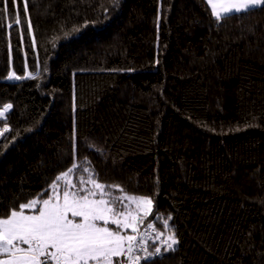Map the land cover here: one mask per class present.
<instances>
[{
    "label": "trees",
    "instance_id": "obj_1",
    "mask_svg": "<svg viewBox=\"0 0 264 264\" xmlns=\"http://www.w3.org/2000/svg\"><path fill=\"white\" fill-rule=\"evenodd\" d=\"M3 7L0 217L75 162L77 185L87 167L151 197L144 223L171 216L179 243L149 239L161 252L141 264H264V5L220 20L207 0Z\"/></svg>",
    "mask_w": 264,
    "mask_h": 264
},
{
    "label": "snow or ice",
    "instance_id": "obj_2",
    "mask_svg": "<svg viewBox=\"0 0 264 264\" xmlns=\"http://www.w3.org/2000/svg\"><path fill=\"white\" fill-rule=\"evenodd\" d=\"M15 8L16 0H12ZM212 15L220 20L233 12H246L264 5V0H207ZM3 12L7 13V0H3ZM25 11L27 4L25 3ZM16 24H20L16 14ZM31 21L28 30L31 31ZM21 79L10 73L9 78ZM34 78V77H33ZM12 108L6 104L0 109V117ZM7 125L0 135L8 132ZM79 167L75 162L53 181L51 187L58 188V182L65 180L63 199L59 196L42 200L38 214L26 215L24 209L35 208L38 201L33 199L19 205V211L11 210L6 218H0V264H125L114 258L127 256L126 264H139L140 257L134 256L137 247L147 251L145 234L140 226L152 214L153 200L148 196L114 195L108 189H123L119 185H104L98 182L94 171L85 167L89 173L87 180L79 177V185L68 178ZM86 185H91L87 187ZM129 203L126 204L124 201ZM135 204V209L131 208ZM119 205V207H117ZM155 219H161L156 216ZM171 216L163 219V230L168 235L162 241L167 250H174L179 243L172 226ZM99 222H102L99 223ZM114 225L110 228L108 225ZM155 233V240L164 235L153 223L146 225ZM131 230V234L127 230ZM123 233V234H122ZM160 247L148 256L159 254Z\"/></svg>",
    "mask_w": 264,
    "mask_h": 264
},
{
    "label": "built area",
    "instance_id": "obj_3",
    "mask_svg": "<svg viewBox=\"0 0 264 264\" xmlns=\"http://www.w3.org/2000/svg\"><path fill=\"white\" fill-rule=\"evenodd\" d=\"M4 105H6V104H0V109H2ZM9 111H10V109L4 114V116L0 117V121L7 118ZM148 223H153L155 225L154 219H152V220H149V221L145 222L140 228V232L142 234H145L147 251H144L141 248L137 247L136 249H134V253H133L134 256H139L141 258L140 261H139V264H141V262L144 259H148V258L154 256V255H152L150 257L148 256V253L154 252V249H155V248L154 249H150L149 244H148V240L149 239L153 240V241H157L161 245L163 244L162 243V241H163L162 238H160V240H155V233H153L151 229H147L146 228V225ZM127 260H128V257L126 256L125 259H124L125 264H126Z\"/></svg>",
    "mask_w": 264,
    "mask_h": 264
},
{
    "label": "rangeland",
    "instance_id": "obj_4",
    "mask_svg": "<svg viewBox=\"0 0 264 264\" xmlns=\"http://www.w3.org/2000/svg\"><path fill=\"white\" fill-rule=\"evenodd\" d=\"M64 189H65V180H63V182H59V183H58V188H57V189H55V190L52 189V190H51V195H50V197L59 196V198L62 200V199H63V191H64ZM124 194H127V195H136V196H144V195L128 194V193H124ZM124 194H122V195H124ZM48 198H49V197H48ZM48 198H44V199H48ZM33 199L37 200L38 203H37V205L35 206V208L24 209L23 211H24V213H25L26 215H34V214H38V210H39V208L42 207V200H43V199H39V198H33ZM33 199H32V200H33ZM124 203L128 204L129 202H128L127 200H125ZM130 206H131V208H132L133 210L135 209V204H131ZM117 207H119V205H117ZM17 211H19V210H17ZM0 218H6V217H0ZM99 223L102 224V222H99ZM141 226H142V225H141ZM141 226H140V228H141ZM108 227H110V228H115V226H114V225H111V224H109ZM127 233H128V234H131V230L128 229V230H127ZM122 234H123V233H122ZM125 257H126V256H125ZM0 258H6V256H0ZM119 258H120V257H118V259H119ZM114 261H115V260H114Z\"/></svg>",
    "mask_w": 264,
    "mask_h": 264
},
{
    "label": "crops",
    "instance_id": "obj_5",
    "mask_svg": "<svg viewBox=\"0 0 264 264\" xmlns=\"http://www.w3.org/2000/svg\"><path fill=\"white\" fill-rule=\"evenodd\" d=\"M123 258V257H122ZM114 260L116 261V260H119V261H121V257L118 259V258H114Z\"/></svg>",
    "mask_w": 264,
    "mask_h": 264
}]
</instances>
